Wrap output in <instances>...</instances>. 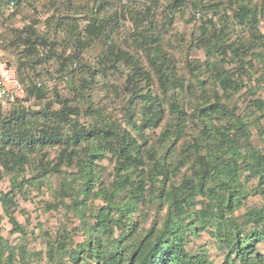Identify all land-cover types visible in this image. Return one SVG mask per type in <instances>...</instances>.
Wrapping results in <instances>:
<instances>
[{"label": "trees", "instance_id": "trees-1", "mask_svg": "<svg viewBox=\"0 0 264 264\" xmlns=\"http://www.w3.org/2000/svg\"><path fill=\"white\" fill-rule=\"evenodd\" d=\"M13 1L16 13L38 0ZM122 1L72 5L55 24L66 40L27 27L11 42L27 97L0 110V181L10 184L0 192V224L6 219L9 235H18L11 240L0 228V264L44 257L50 264H215L206 247L188 248L203 233L222 253L217 264H264V206L247 203L256 192L264 199V0H167L159 27L151 9ZM185 10L201 24L176 39L205 55L189 63L190 78L161 32ZM126 12L132 27L124 46L115 33ZM98 41L107 46L97 65H78ZM48 46L43 56L40 47ZM50 60L68 76L67 93L40 81ZM160 127L150 145L146 132ZM105 160L113 166L108 182ZM44 189L52 193L47 211L62 217L45 252L30 249L35 233L16 215L18 197Z\"/></svg>", "mask_w": 264, "mask_h": 264}, {"label": "rangeland", "instance_id": "rangeland-1", "mask_svg": "<svg viewBox=\"0 0 264 264\" xmlns=\"http://www.w3.org/2000/svg\"><path fill=\"white\" fill-rule=\"evenodd\" d=\"M91 0H38L36 4H24L16 13H3L0 14V40L2 43V49L5 54V58L14 67H18V61L20 57V50L16 49L11 42L16 39V32L21 31L27 27H33L38 30L42 35H48L49 37L57 36L61 40L67 39V33L63 28L55 27V24L59 18L64 15H72V5L79 9L81 7H87ZM122 4L132 7L138 6L141 11L147 12L148 9H151L153 14L155 13L157 20L159 21L160 26L161 23L164 22V15L167 12V0H123ZM81 5V6H80ZM209 16H212L210 13ZM80 17V16H79ZM193 19V11L185 10V12L176 15V21L172 24V26H168L161 30L164 34V43L165 49L171 53V55L176 59L178 63V68L181 74H185L188 78H190L188 65L190 62L194 61H205V55L201 50H188V45L182 46L179 41L176 39V34H181L187 39L189 36L195 32L196 26H200L201 20L197 23L192 20ZM84 20V19H83ZM80 20V24L84 21ZM116 23L115 21L112 22ZM119 30L115 33L116 42L119 44H123L124 46L128 45V36L127 33L131 30L132 20L130 18L129 13L126 12V18L121 20L119 23ZM157 27V28H158ZM111 29V28H110ZM71 44L66 48L67 53L74 49ZM104 41H98V43H94L91 45L90 50H88L83 58L82 62H78V65L81 63H85L87 66H96L97 58L101 54L102 50L106 48ZM50 46L46 49L40 47L41 51H44L42 55L44 56ZM57 50L61 54L64 50L62 44L57 45ZM78 67V66H77ZM58 65L56 60H50L45 62L44 70L41 73L40 81H44L47 83L50 89H54L55 87L58 90L62 91V93H67L66 83L68 76L64 74L63 76L58 72ZM77 75L80 74V69L77 68ZM257 74H255L254 79L257 78ZM101 83H105L104 79L98 77ZM111 82H117L120 77H111ZM245 90L239 94L237 97H241L239 99V107L240 110L246 107V103L244 100L246 98L242 97ZM95 95L97 97H103V92H96ZM259 95H263V91L259 92ZM53 95H51L48 101H53ZM43 103H40L42 106ZM15 105H13L10 110L13 109ZM58 107V106H57ZM2 110V108L0 109ZM7 110V109H6ZM9 110V112H10ZM4 111V110H2ZM8 111V110H7ZM115 114H118L119 111H115ZM120 117V116H119ZM162 132L160 128H154L148 130L147 136H149V144L155 143L157 138L160 136ZM254 133V144L257 146H262L261 142L258 138V130H253ZM52 157H55V153L52 152ZM103 177L105 181H110L111 174L113 172V166L110 164L108 160L103 162ZM10 184L8 178H5L3 181H0V192L8 190ZM251 187L256 186V182H252L250 184ZM52 201V193L50 191L43 190V193H37L36 191H30L25 194L24 197H18L17 203L19 206V211L17 212V218L19 222L26 226L28 231L35 233V237H30V249L33 251H46V243L45 237L47 235H54L57 229L61 226L62 217L58 212L47 211L45 202ZM248 206H264V199L259 192L253 193L248 200ZM243 212V211H242ZM3 214L2 207L0 204V215ZM165 214V212H163ZM239 214V213H238ZM77 225L79 221H76ZM150 222L146 223L144 226L149 227ZM0 228L3 230V233L6 237H9L11 240L17 239L18 235L10 236L9 231L12 229L10 223L5 219L1 224ZM83 235H76L75 240L77 242L83 241ZM206 247L209 251V255L211 260L217 264L222 260L221 251L217 250L212 244L210 237L208 234L203 233L200 238L195 239L189 245V249L191 251H196L197 249ZM45 256V255H44ZM35 264H50L46 257L42 260L37 261Z\"/></svg>", "mask_w": 264, "mask_h": 264}, {"label": "built area", "instance_id": "built-area-1", "mask_svg": "<svg viewBox=\"0 0 264 264\" xmlns=\"http://www.w3.org/2000/svg\"><path fill=\"white\" fill-rule=\"evenodd\" d=\"M16 8L13 0H0V13L14 12ZM27 97L25 86L22 84L13 64L6 60L0 40V109L8 112L18 101ZM8 111H7V110Z\"/></svg>", "mask_w": 264, "mask_h": 264}]
</instances>
